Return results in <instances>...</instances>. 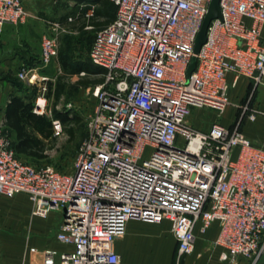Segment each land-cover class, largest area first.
I'll list each match as a JSON object with an SVG mask.
<instances>
[{
  "label": "built area",
  "instance_id": "2783aa9c",
  "mask_svg": "<svg viewBox=\"0 0 264 264\" xmlns=\"http://www.w3.org/2000/svg\"><path fill=\"white\" fill-rule=\"evenodd\" d=\"M107 1L116 17L96 31L89 50L105 71L104 83L94 91L97 104L73 170L25 162L0 129V195H26L42 219L60 213L56 239L73 248L44 250L35 264H121L114 244L131 220L169 222L179 257L192 254L198 233L217 224L215 245L232 263L257 260L264 250V149L240 127L245 117L254 122L264 115L250 107L264 90V0H220L221 18L211 22L198 55L196 40L213 0ZM96 9L81 4L65 23L47 22L41 67L58 57L60 38L74 33L73 25L87 21L85 30L95 29ZM31 17L21 0H0V25H23ZM241 77L254 91L233 128L189 126L194 110L225 112ZM46 107L39 98L34 112L44 115ZM52 126L54 137L64 133L59 119Z\"/></svg>",
  "mask_w": 264,
  "mask_h": 264
},
{
  "label": "crops",
  "instance_id": "0c3cea01",
  "mask_svg": "<svg viewBox=\"0 0 264 264\" xmlns=\"http://www.w3.org/2000/svg\"><path fill=\"white\" fill-rule=\"evenodd\" d=\"M21 1L32 15L30 20L23 25H0V129L8 132L13 141L16 140V134L6 124V111L11 97L30 96L32 90L43 93L47 91L48 84H55L58 75L62 74L59 57L47 68L40 66L42 38L48 29L43 14L48 13L50 0ZM77 2L96 4L97 9L101 7L100 1L90 3L87 0H77ZM71 16L73 15L58 18L56 21L65 23ZM99 20L104 21L97 19V23ZM86 24L87 21H81L73 25L72 28H77L73 29L74 34L69 35H77L79 29ZM92 25L96 30L102 28L94 22ZM21 73L28 77L34 75L36 79L33 82L28 77L23 80L19 77ZM79 75L70 78L74 80ZM233 79V75L229 76L230 82ZM253 91V82L241 77L237 86L231 88L229 92L230 110L233 111L230 121L217 122L215 113L201 109L194 110L188 118L189 126L200 132H208L215 123L233 128L241 116L239 107L247 105ZM39 98L38 96L35 99V107ZM250 107L264 112L263 88H259L253 95ZM46 111L44 115L47 116L52 112L51 109ZM200 115L209 117L210 122L207 123L206 118L199 120ZM240 129L255 146L264 149V115H259L254 122L245 117ZM21 157L24 160L25 157ZM61 221V214L58 212L51 213L46 219L34 216L33 204L24 194H18L13 198L0 195V264L40 263L43 260V252L47 249L60 253L71 252L73 250L71 246L61 244L56 239ZM219 234L220 228L217 224L204 235L198 233L195 251L179 257L177 240L169 222L154 224L131 220L127 224L126 235L115 242L114 251L121 257V264H243L244 259L232 263L226 250L215 245ZM33 248L39 252L32 253L30 250Z\"/></svg>",
  "mask_w": 264,
  "mask_h": 264
},
{
  "label": "rangeland",
  "instance_id": "374dc122",
  "mask_svg": "<svg viewBox=\"0 0 264 264\" xmlns=\"http://www.w3.org/2000/svg\"><path fill=\"white\" fill-rule=\"evenodd\" d=\"M80 5L81 3L77 2V0H50V9L48 10V13L43 14L44 19L48 22L49 20L56 21L58 18L64 16H75L80 13ZM99 22L103 21L99 20ZM94 24L97 25V20H94ZM85 26L86 25L81 27L79 31L77 30V35L65 34L60 38L58 57L63 51L65 55L76 64L90 63V41L93 38L95 39L97 30H85ZM76 28L77 27L71 29ZM71 37L74 38V41L76 39L75 45L68 48L67 42H69ZM62 76L63 71L61 75H58L57 80ZM63 82L66 85V91L59 100L49 97L48 91L43 93L37 92L36 98L39 96L40 98L47 99L46 109H56L62 114L65 113L70 117H77L79 122L66 125L64 127V133L61 136L54 137L47 142L46 153L48 157L45 160L35 161L24 158V161L35 166L51 165L60 172L69 173L73 170L77 153L87 134L88 120L94 113L97 104V98L94 96V91L98 86L104 83V76L89 75L85 72V75H79L74 80L65 77ZM36 87L40 89L39 86L36 85ZM34 91L35 90L31 91L30 96ZM230 106H228L229 109L227 108L228 110L226 109L222 114L210 109H204V111L215 113V120L217 122H227L233 117V111L230 110ZM203 118H206L207 123L210 122V118L207 116L200 115L198 119L201 120ZM70 129L73 131L72 135L69 133ZM1 131L4 135L9 136L8 132L4 130ZM242 262H244L243 264H264V250L257 260L244 259Z\"/></svg>",
  "mask_w": 264,
  "mask_h": 264
},
{
  "label": "trees",
  "instance_id": "16d2710c",
  "mask_svg": "<svg viewBox=\"0 0 264 264\" xmlns=\"http://www.w3.org/2000/svg\"><path fill=\"white\" fill-rule=\"evenodd\" d=\"M87 1L90 3L101 2V7L96 10L95 18L92 20L91 24H93L94 20L104 19L103 22L97 23L98 26L103 27L114 21L117 8L113 3L107 0ZM86 10L87 9H85L84 12ZM72 38L73 37L67 42L68 48L75 45L76 39L74 41V38ZM93 40L94 38L90 41L89 50ZM59 63L63 71V76L59 77L55 84L49 83L47 88L49 97H53L55 100H59L66 91V85L63 82L65 77L70 78L74 75H79L80 73L85 72L89 75H105V71L102 68L95 66L91 60L90 63L76 64L70 60L63 51L59 55ZM36 96L37 90H35L31 96H12L6 111V124L9 129L16 134V140H12V146L17 155L21 159V156H24L26 159L42 161L48 157L46 153L47 142L54 138L52 120L59 119L64 126L71 123L75 124L79 121L77 117H70L65 113L62 114L56 109L52 110V117L35 114L33 110L35 107ZM69 133L72 135L73 131L70 129ZM9 137L12 139L10 134Z\"/></svg>",
  "mask_w": 264,
  "mask_h": 264
},
{
  "label": "water",
  "instance_id": "95a60500",
  "mask_svg": "<svg viewBox=\"0 0 264 264\" xmlns=\"http://www.w3.org/2000/svg\"><path fill=\"white\" fill-rule=\"evenodd\" d=\"M219 3H220V0H213L210 5L209 13L205 19L202 30L199 33L197 40H196V44H195V54L196 55L199 54L202 46L206 43L207 31H208V28L211 22L215 19L221 18V11H220ZM196 65H197V58L194 57L190 64L188 75H190L195 70Z\"/></svg>",
  "mask_w": 264,
  "mask_h": 264
}]
</instances>
